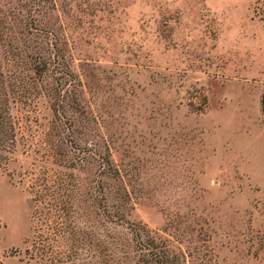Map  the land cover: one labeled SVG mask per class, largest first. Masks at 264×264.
<instances>
[{
  "label": "rangeland",
  "instance_id": "374dc122",
  "mask_svg": "<svg viewBox=\"0 0 264 264\" xmlns=\"http://www.w3.org/2000/svg\"><path fill=\"white\" fill-rule=\"evenodd\" d=\"M0 39L24 128L0 172V264H46L29 259L40 166L72 172L94 235L64 264H264V0H0Z\"/></svg>",
  "mask_w": 264,
  "mask_h": 264
},
{
  "label": "trees",
  "instance_id": "16d2710c",
  "mask_svg": "<svg viewBox=\"0 0 264 264\" xmlns=\"http://www.w3.org/2000/svg\"><path fill=\"white\" fill-rule=\"evenodd\" d=\"M3 69L0 57V172L7 170L9 163L13 160L12 156L20 142V138L23 136L22 131L24 129L21 126L19 117L13 113L14 106L21 100V95L18 93L16 86L17 80ZM35 72L38 71L35 70ZM260 103L264 114V92L261 95ZM47 152L52 159L56 156L59 157L61 159L59 165H62V167L66 169L70 167L68 163L71 160L66 153H63V155L58 153L57 148H55V151L51 149ZM50 153L52 154L50 155ZM104 159L105 185L107 190H110L115 185L113 183L116 181L119 172L108 155ZM8 175L12 177V174L8 173ZM26 175L31 180L29 191L33 193V197H37L36 201L41 207V210L38 211L37 206L33 212L41 214L37 220L42 218L41 222H44L43 224L48 233L44 236L45 244H41L40 237L33 242V246H36L29 254V259L35 261L40 259L46 264H64L74 257L78 260L80 254L78 255L77 249H79L80 242L82 243L86 239L89 244L91 240L94 243V235L91 232H84L80 226L85 223L78 212V203L82 199L75 191L72 172L67 173L60 170L55 172L47 167L40 166L39 168H31ZM117 194L118 190H115V195L110 196L109 194V196L117 199V202L120 203L126 195ZM110 207L113 209L116 206L107 205V209ZM127 216L128 212L123 209V205H120L114 211L107 210L106 214L109 222H116L117 224L125 223ZM102 247L100 254L106 251L102 255H108L107 250H105L106 245L104 244Z\"/></svg>",
  "mask_w": 264,
  "mask_h": 264
}]
</instances>
